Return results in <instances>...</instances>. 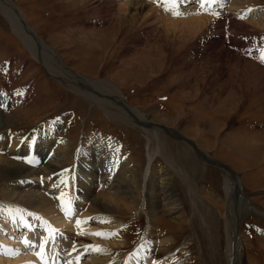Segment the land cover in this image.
Listing matches in <instances>:
<instances>
[{"label": "rangeland", "instance_id": "1", "mask_svg": "<svg viewBox=\"0 0 264 264\" xmlns=\"http://www.w3.org/2000/svg\"><path fill=\"white\" fill-rule=\"evenodd\" d=\"M94 1L10 0V3L73 74L114 87L132 109L143 114L155 127L178 132L237 176L243 196L259 212L245 218L239 227L241 264H264V67L247 56L249 44L241 47V40L237 42L242 33L255 39L257 32L245 29L239 33L238 27L224 28L217 38L228 51L222 46L209 49L205 46L217 32L186 41L176 33L159 32V24H141L142 13L132 19L129 10L122 15L109 5V9L101 8ZM114 2L124 3L123 0ZM191 2L194 1L188 0L185 4L193 6ZM254 5L264 9V0H255ZM235 55L241 58L240 62L233 59ZM252 57L257 59L256 55ZM70 90L74 91L73 87L50 78L43 66L33 60L0 13V110L8 131L22 136L26 150L30 151L37 152L44 147L45 153L49 152L59 139L72 143L81 153L87 171L100 159L113 157L114 150L123 161L121 168L115 169L119 168L118 175L123 178V190L126 191L127 175H130L124 163L128 161L145 178L151 167L155 175L169 179L175 199L171 207H176L174 212L165 209L159 213L153 224L143 207L103 213L109 221L87 219L89 228H86L93 231L82 234L88 240L83 243L84 252L78 254L76 248L77 254L69 259L71 264H93L92 258L99 257L98 248L100 253L110 252V263L128 264L136 257V264H209L206 255L210 244L202 219L208 224L206 209L213 211L217 233L214 239L219 245L222 217L218 216L217 209H225L219 181L221 173L195 158L167 132L110 119L106 111L112 116L123 113L117 108L107 109L100 99ZM46 138L50 139L48 147L43 146ZM148 152L153 155L151 161H148ZM35 185V189L41 187L39 182ZM24 188L27 187H20ZM1 198L2 194L0 213L4 214L9 205ZM65 200L67 205L73 199ZM74 201L71 211L64 213L66 226L53 227L52 236L47 231L50 223L54 226L52 220L41 213L33 215L38 229H45L46 238L53 240L51 237L57 235L66 242L57 249L61 257L57 264H69L65 253L77 247L71 237L80 234L73 227L76 223L72 219L80 217L82 209L76 210ZM119 202L120 206L124 204L123 200ZM61 205L60 200L56 207L60 214L64 210ZM12 209L21 227L25 225V218L33 227L27 224L26 230L37 228L21 214V206ZM94 232L116 235L99 236L93 235ZM7 239L0 243V250L10 253L2 255L0 251V264H22L16 260L19 247L9 245L15 236L9 235ZM164 243L171 246L165 255L155 258L148 246L155 248ZM34 262L38 264L35 258Z\"/></svg>", "mask_w": 264, "mask_h": 264}, {"label": "bare ground", "instance_id": "2", "mask_svg": "<svg viewBox=\"0 0 264 264\" xmlns=\"http://www.w3.org/2000/svg\"><path fill=\"white\" fill-rule=\"evenodd\" d=\"M95 1L99 2L98 4L101 8L102 6H104L103 8H107V5H109L110 8H114L119 14H122L125 10H129L132 12V19L142 13L141 24L144 25L148 22L150 25L159 24V32H164L165 34L176 33L182 37V39L186 38V41L206 34L212 35L217 32L216 37L213 36L211 42L206 45L207 47L205 46V48L209 49H215L221 46L225 50L227 49L224 43L222 42V44H220L217 38V35L222 33L224 28L234 29L238 27L239 33L245 29L248 30V32H257V36L253 34L255 39H253L252 36L251 39L247 37L248 34L242 33L237 38V42L241 40V47H247L249 44L251 47L247 50V56L252 58L254 62H260L261 65H263L262 67H264V62H261L260 59L261 53L264 51V9L259 8L260 5L259 7L255 6V0H204L203 7L201 6V0H193L194 2H191L193 6L185 4L188 0H175V11L180 13L179 16H183V18L180 19H177V15L173 14L171 0H123L124 3H116L114 2L115 0ZM0 13L11 24V27L20 41L32 54L33 60L43 66L50 78L55 79L58 83L66 85L68 88L73 87L74 91L83 93L88 98H94L95 100L100 99L101 103L107 109L113 107L118 110L120 109L119 111L123 113L112 116L113 114H109V112L106 111V115H108L110 119L125 120L128 123H132V125H136L137 123L138 126L141 125L140 127L147 130L153 129L157 131L156 129H158L167 132L169 136L185 145L195 158L199 159L202 163L212 165L221 173L219 181L220 184H222L225 209H217V214L222 217V220L219 222V225L222 227V235H220L222 240L219 246L214 239L217 235L213 223V216L215 215L213 211L206 209L208 213L205 216L209 225L205 224V220L201 216L203 218L202 222L205 227L203 229H205L207 243L210 244V252H208L206 257L209 264H241L243 249L241 243L242 239L239 235V227L245 218L252 214H259V212L256 211L243 196L237 176L224 165L207 157L205 152L199 149L194 143L185 140L178 132L165 129V127H155L147 121L143 114L136 109H132L128 101L119 91L115 90L114 87L73 74L69 68L62 64L52 49H50L45 42L36 35L34 30L26 24L20 12L9 0H0ZM248 17L251 19H246ZM256 25H259V28ZM207 42L208 40L205 41V43ZM255 42L261 44H255ZM205 48L203 49L204 51ZM234 48L239 49L237 47ZM226 51H228V49ZM226 51L225 53L227 55L228 52ZM232 53L235 52L233 51ZM252 55H256L258 60L253 58ZM233 59L237 62L241 61V58L236 57V55ZM255 67L257 69L258 66L255 65ZM70 91L74 93L73 90ZM8 128V125L2 122V113L0 110V194H2L1 199L9 205V208L4 214L0 213V243L7 242V237L9 235L15 236V239H12L9 245L16 248L19 247L18 254H16L18 263L32 264L35 258L38 264H42L39 257L34 254L40 252L42 241L44 243V256L46 257V262L48 261L50 264V261H53L52 264H57V262L61 260V257L57 255V253H59L57 249H59L62 244L65 245L66 242H64L63 237L55 235L54 238L51 237L53 240L46 238L45 229H38L39 225L33 220V215L41 213L42 216L44 215L43 217L52 220L54 226L50 223L51 229L58 226L64 228L67 222L64 219L65 211L63 210V212H61L62 214H60L59 210L56 209L62 194L64 202L66 201L65 199H73L72 201L75 200L74 208H76V210L82 209L80 217L77 219L73 218L72 220L74 223H76L77 220L84 222L80 225V228L77 227V224L73 226L75 230H79V232L82 230L84 233L83 235L89 234L92 230L89 229L90 231H88L86 228H89L87 219L97 221L103 219L105 221L108 218L103 217L105 216L103 213L110 214L116 209L120 212L130 210L131 208L143 207L144 214L151 224L155 221V217L165 209L170 212L175 211L176 207H171L175 199L169 179L167 177L155 175L154 172L151 171V167L149 168L148 177L145 178V175H138L139 170L131 166L128 161L126 163L129 166L124 163V168L127 170L128 174H130H125L129 177V181L126 182L125 191L123 190V185H121L123 178L118 175L119 168L115 171L118 166L121 168V162L123 161L120 155L114 150V158H102L96 163L94 168L87 171L83 166L84 162L81 160V153H78V150L71 146L72 143L70 144L65 140L59 139L54 143V147L51 148L49 152L46 151L45 153L44 147L37 152L30 151V149L26 150L22 136L9 132ZM44 142L45 145L43 144V146L48 147L50 139L46 138ZM152 157L153 155L148 152V161H151ZM29 160L33 161V165L28 162ZM171 164L170 162V167L172 168L173 166H171ZM147 171L148 170H146V172ZM35 182H39L41 187L35 189ZM21 186L27 188L21 190ZM71 193L73 194L71 195ZM120 200L124 201L122 206L119 204ZM72 201L70 205L73 203ZM15 203L20 205L15 206ZM10 204H13L14 207L18 206L19 208L21 206L23 209L21 214L26 215L29 220L31 219V221L35 223L37 227L35 230L38 231L37 234L35 230H32L33 227L31 223L25 218V225L23 226L27 228L28 225H30L32 229L29 228L26 230L24 227H21L22 225L18 220L16 222L12 214L14 211L12 208L14 207ZM209 212L212 213V216ZM72 220H68V223H73ZM83 235L80 234L78 237H71L73 240L72 243L77 244V247L75 246L74 251L69 250L65 253L68 256V262H70L69 259H71L74 254H77V251H79L78 254L84 252L83 247L85 244L83 243L88 240L84 238ZM22 236L24 237L21 238ZM25 237L26 240L29 241L28 245H25L23 242L21 244L20 242V240L24 241ZM169 246L171 245L164 243L155 248L153 246L148 247L152 252L154 251V257L158 258L165 255L167 252L165 250H167ZM32 250H34V253ZM93 250L94 249H92V251ZM0 251L3 252L2 255L10 253L5 249H1ZM100 251L101 250H97L99 257L96 259H93V257L92 263L109 264L112 259L110 252L107 250L104 251V253H100ZM136 261L137 259L134 257L132 260L128 261V264H136ZM10 262L13 261H7L5 263ZM110 264H117V262H112Z\"/></svg>", "mask_w": 264, "mask_h": 264}, {"label": "snow or ice", "instance_id": "3", "mask_svg": "<svg viewBox=\"0 0 264 264\" xmlns=\"http://www.w3.org/2000/svg\"><path fill=\"white\" fill-rule=\"evenodd\" d=\"M171 6L173 8V14L174 15H179L180 13L178 11H175V7H176V2L175 0H171ZM201 6H204V0H201ZM261 62H264V51H262L261 56H260ZM29 163H31L32 161H28ZM61 201H62V208H64L66 215L71 211V205L70 202H68L67 205L64 204L63 202V194L61 196ZM37 219H39V217H37ZM22 222H23V218H21ZM84 223L80 220L76 221L77 227L80 228V225ZM47 231L49 232V236H52V234L55 232L54 229L48 228ZM78 234H84L83 231L81 230L80 232H78ZM93 235H99V236H112V235H116V233H102V232H97V233H93ZM54 238V237H53ZM25 245L29 244L28 240H24L23 241ZM40 252L34 253L35 255H37L39 257V259L42 261V264H47L45 256H44V243L42 241L41 245H40ZM99 250V249H96ZM79 258H77L78 260ZM69 264H71V262H69Z\"/></svg>", "mask_w": 264, "mask_h": 264}, {"label": "water", "instance_id": "4", "mask_svg": "<svg viewBox=\"0 0 264 264\" xmlns=\"http://www.w3.org/2000/svg\"><path fill=\"white\" fill-rule=\"evenodd\" d=\"M10 1V0H9ZM23 19V18H22ZM25 21V20H24Z\"/></svg>", "mask_w": 264, "mask_h": 264}]
</instances>
